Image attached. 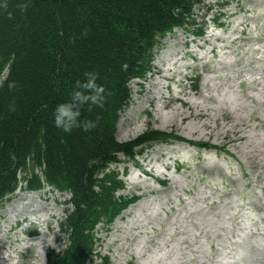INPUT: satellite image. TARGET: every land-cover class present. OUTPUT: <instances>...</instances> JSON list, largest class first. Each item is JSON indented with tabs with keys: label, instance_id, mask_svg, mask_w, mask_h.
Listing matches in <instances>:
<instances>
[{
	"label": "rangeland",
	"instance_id": "1",
	"mask_svg": "<svg viewBox=\"0 0 264 264\" xmlns=\"http://www.w3.org/2000/svg\"><path fill=\"white\" fill-rule=\"evenodd\" d=\"M191 17L154 50L146 78L129 83L116 140H158L110 167L119 197L142 198L108 229L97 226L85 264H264V223L240 210L236 196L245 188L264 208V0H197ZM25 188L0 209V264H46L49 252L65 248L59 228L70 195ZM19 213L37 221L6 222ZM29 225L32 244L17 242Z\"/></svg>",
	"mask_w": 264,
	"mask_h": 264
},
{
	"label": "trees",
	"instance_id": "2",
	"mask_svg": "<svg viewBox=\"0 0 264 264\" xmlns=\"http://www.w3.org/2000/svg\"><path fill=\"white\" fill-rule=\"evenodd\" d=\"M196 2L7 0V10L0 7V206L20 182L27 190L47 185L70 195L71 211L61 225L67 243L49 252L46 264H85L95 224L126 204L110 167L158 140L149 134L130 143L116 140L129 83L146 78L168 33L192 24ZM88 72L98 74L108 94L103 107L81 110V120L98 118V126L65 133L55 127V110L70 101L75 82Z\"/></svg>",
	"mask_w": 264,
	"mask_h": 264
},
{
	"label": "clouds",
	"instance_id": "3",
	"mask_svg": "<svg viewBox=\"0 0 264 264\" xmlns=\"http://www.w3.org/2000/svg\"><path fill=\"white\" fill-rule=\"evenodd\" d=\"M7 10V0H4L3 5H0ZM27 4L22 6V10H26ZM9 18L12 16L9 14ZM98 74L88 72L84 74V79L75 82V90L72 92L69 102L59 104L54 113L55 127L61 129L65 133H70L74 128H80L85 132L91 131L98 126L97 121L81 120L82 109L85 105L89 106V111L92 107H103L107 99V92L104 86L97 83ZM8 88L14 90L16 82L11 81L8 83ZM11 111H15L14 106H10ZM54 239V238H51ZM55 248V244H52ZM58 251V249H57ZM7 252L4 253V258L7 259ZM10 264H19V258L10 261Z\"/></svg>",
	"mask_w": 264,
	"mask_h": 264
},
{
	"label": "bare ground",
	"instance_id": "4",
	"mask_svg": "<svg viewBox=\"0 0 264 264\" xmlns=\"http://www.w3.org/2000/svg\"><path fill=\"white\" fill-rule=\"evenodd\" d=\"M120 164V163H119ZM119 164H117V165H119ZM117 165H114V166H117ZM20 192H17L16 194H19ZM38 194V193H37ZM27 196H30V195H27ZM31 197H33V196H31ZM34 198H38V197H34ZM19 201H22V202H24V201H26V199L25 198H23V197H21L20 199H19ZM27 204V203H26ZM9 212H3V214L6 216L7 214H8ZM44 214V213H43ZM51 214H52V212H51ZM27 215H29V217L31 218V219H33V221L35 222V221H37V218H34V214H27L26 213V215L25 214H18V219L17 220H15L14 219V217H10V221H6L7 223H9L11 226L14 224V223H16V222H20L21 220H23L24 218H27ZM42 215V214H41ZM55 215V214H54ZM61 215V214H60ZM52 217V216H51ZM44 218H45V216H44ZM30 222V221H29ZM33 222H31L30 224H32ZM47 223V222H46ZM37 224H39V225H41V226H44V225H46L45 223H44V221L42 220V221H39ZM47 226V225H46ZM10 227V226H9ZM41 229V228H40ZM43 236V235H42ZM42 247V246H41ZM45 248V247H44ZM42 249V248H41ZM42 251V250H41ZM232 252V251H231ZM13 253H15V252H13ZM42 264H44V262L42 263Z\"/></svg>",
	"mask_w": 264,
	"mask_h": 264
}]
</instances>
